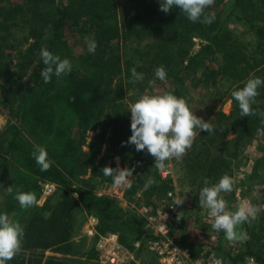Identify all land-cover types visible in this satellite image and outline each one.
<instances>
[{
	"label": "trees",
	"instance_id": "16d2710c",
	"mask_svg": "<svg viewBox=\"0 0 264 264\" xmlns=\"http://www.w3.org/2000/svg\"><path fill=\"white\" fill-rule=\"evenodd\" d=\"M30 1L23 16L34 21L35 28L32 31L37 34V43L53 55L70 60L72 71L59 78L53 75L51 82L45 83L41 72L46 65L39 53L37 64L32 66L29 77L23 81L21 87H12L15 76L11 70L13 61L5 60L0 50V94L8 102L10 87L16 88V97L22 100L30 94L35 95V104L27 111L24 110V113L26 116L31 113L35 129L38 131L51 133L55 129V109L61 111L63 107L70 108L71 112H66L68 115L74 114L76 123L61 152L48 158L53 162L48 171H41L40 166L36 164L32 147L17 143L16 139H12L7 147V153L11 154V158L22 168L18 173L26 177L28 184H36L38 179L49 180L67 191L62 200L50 207L49 215L45 216L41 209H36L28 217L23 227L25 235L22 248L7 264H27L31 258L28 259L22 251L33 249L57 248L73 254V245L70 242L73 232L71 220L72 212L79 202L99 208L98 212L103 218L99 220L101 225L99 224L98 228L102 232L110 222L121 226L127 224L123 222V213L113 209L111 202L105 197L90 191L72 189L69 176L63 167L66 162L72 160L77 150L82 149L89 130H98L95 126L90 128L94 119L98 122L96 126L101 125V131L95 135L90 152H93L95 158L106 145L110 151L120 155L124 166L134 169L129 196L140 194L149 202L152 196L167 197L174 189L173 180L163 178L161 172L154 168L155 159L147 154V150L137 152L133 145L124 146V142L132 135L131 127L128 126L131 123V113L125 104L126 94L134 89L141 95L153 84L150 81H160L155 77L154 70L157 67L164 66L167 73L164 81L172 86L168 93L177 97L186 98L190 87L202 85L206 87V95L209 94L208 98L212 102H217L222 97L223 103L232 100L235 104L234 113L227 116L219 111V120L232 119L236 113L240 115L238 102L231 95L233 91L243 88L250 77L264 78V0H233V9L227 16H223L218 9L226 0H215V3L206 9V13L215 16L211 25L189 21L178 8L166 14L160 11V0H128L126 10L122 13L119 11L117 0ZM48 5L53 7L51 12L44 11L43 6ZM232 18L234 20L231 21ZM230 24L236 26L232 27ZM67 31L91 33L98 45L95 54L74 57L65 39ZM194 38L201 42L200 50L196 53L192 51ZM29 64L33 65L34 62L30 61ZM133 67L137 72L144 74L142 82H129L132 79L130 70ZM258 91L259 95L252 108L264 111V86ZM18 109L19 105L17 109H13V113L18 115ZM20 118L24 119L21 116ZM239 120L247 133H257V129L261 127V118L258 115H240ZM220 132L219 126L217 131L213 132V137H209L211 145L205 147L207 152L202 159L198 157L201 150L192 149L193 152L189 153H194L196 158L204 160L208 167V179L221 172L220 169L228 163L224 157L210 153L209 147H217L220 143L222 148H226L229 144L226 134L220 137ZM206 133L202 131V136H207ZM234 145L237 147L238 142ZM2 159L5 160V156ZM149 177L155 182L145 188ZM203 180L193 191L192 207L196 210L202 209L199 206V193L205 186ZM71 193L78 194V202ZM3 213L5 210L0 206V214ZM132 221V230L133 234L137 235V242L146 234L144 222L140 216H134ZM261 227L264 230V219ZM122 230L111 228L112 232L119 234L121 243L132 248L134 238L124 235ZM188 246L193 247L194 244ZM95 255L98 256L97 251ZM247 255L255 256L264 262V244L257 243L253 246L251 242L245 251L233 258L239 260ZM92 257L94 255L78 264H92ZM60 262L50 258L45 264H62Z\"/></svg>",
	"mask_w": 264,
	"mask_h": 264
},
{
	"label": "rangeland",
	"instance_id": "374dc122",
	"mask_svg": "<svg viewBox=\"0 0 264 264\" xmlns=\"http://www.w3.org/2000/svg\"><path fill=\"white\" fill-rule=\"evenodd\" d=\"M119 11L122 13L127 7L128 0H117ZM224 5L218 9L227 16L231 13L233 0H226ZM30 0H0V50H2L5 60L13 61L11 70L15 74L13 76L12 87H21L23 81L29 77V72L36 62V58L40 53L41 45L37 43V34L32 31L34 21L26 19L23 14L27 7H29ZM44 11L51 12L52 6H43ZM234 20L233 18L231 21ZM231 23V22H230ZM235 27V24H230ZM38 25H36L37 27ZM39 31V28H38ZM65 39L68 43V49L74 57L88 54V46L86 38L94 40L93 35L81 31H67ZM200 40L193 39V53L200 50ZM30 61L34 64L30 65ZM25 68V69H23ZM8 92L7 99L0 94V206L3 207L10 219L19 221L24 227L28 217L36 211L41 209L45 216L50 214V207L56 205L62 200L66 190L59 185L49 180L38 179L35 182L27 183L26 177L20 175L21 166L19 163L11 158V154L7 153V147L12 139H16L17 143L24 144L27 147H32L33 151L37 146L46 148L48 158L54 154H58L64 147L66 139L71 135L75 128L76 117L68 115L66 111L71 112L70 108L65 110L55 109L54 126L51 133L45 131H38L35 129L32 116L25 115L24 110L27 111L29 107L34 105L36 99L35 95L30 94L25 100L16 97V88ZM172 86L167 81L154 82L150 88L143 91V94L162 95L170 92ZM207 94L206 87L199 85L198 87H190L186 92L187 104L194 114L203 118L206 122L211 121L214 131L221 127L220 137L226 134V139L229 141L228 146L222 148L220 143L217 147L212 146L210 153L213 156L218 155L224 157L228 163L227 166L220 169L221 172L214 174L209 181L215 184L224 175L228 174L236 181L234 191L231 193H222L224 199L228 202V210L235 211L236 205L244 200H249L254 205L263 203L264 190V136L257 135V133H247L240 120L239 114L232 119L217 118V113L222 111L227 116L234 113V102L228 100L223 103L224 97L219 98L217 102H212ZM141 95H138L134 89L126 94L125 102L129 109L131 103L136 102ZM227 95V94H226ZM19 105L18 115L13 113V109H17ZM55 107V106H54ZM24 117V119L20 118ZM219 122V123H218ZM97 119L92 121L91 127H96L98 130H89L83 147L77 150L72 160L66 162L63 167L70 179V186L72 189H79L90 191L105 197L112 204V208L123 213V222L127 223L124 226L115 225L111 222L104 227V231H97L101 235L119 234L112 232L111 228L123 229L124 235L134 238L132 248L124 247L133 253L134 260L126 264H161L156 257L149 254L147 251L135 250V243L137 235L133 234L134 216H140L139 210L142 207H151L152 209L162 208L166 205L167 197L162 195H154L148 202L140 194L129 196L128 186L114 187L110 176H105L102 173L104 167H112L113 169H130L124 166L121 157L118 153L110 151L108 146L102 147L98 155L94 158L91 148L94 143V137L101 130V125L97 124ZM131 127V123L128 125ZM37 130V131H36ZM197 131V136L193 146L187 150V154L181 159H172L166 162V168L161 175L163 178H171L173 180V190L177 193L179 199H185L184 203L179 206V213L183 212L181 219H177L171 227L174 238L185 247L194 250L200 247L209 248L221 256L235 257L242 251H245L252 242L253 246L257 243L264 244V230L261 224L264 219V211H261L257 218L251 220L250 223H244L239 226L238 230H243L247 233L250 239L246 241L229 242L225 239L223 231L213 232L211 224L214 218L209 215L207 209L196 210L192 207L194 193L200 182L206 178L208 167L200 160L204 157L207 150L205 147L210 146L208 139L213 137L214 131L207 136H202V132ZM17 134L14 135V133ZM110 135V132L108 133ZM238 142L235 147L234 143ZM192 149L195 151L201 150L199 158H196ZM208 149V148H207ZM5 156V160L2 158ZM118 157L120 161H116ZM115 165V166H114ZM95 168V169H93ZM165 175V176H164ZM128 183L131 184L133 175L127 178ZM34 183V184H33ZM13 187V193L8 194L7 188ZM31 190L28 191L27 189ZM17 192H35L38 205L33 206L27 210L20 207L19 202L14 199ZM76 202H78V194L71 193ZM97 206L78 203L73 210V218L71 223L73 225V232L71 235V244L73 245V254L64 252L57 248L47 250L33 249L22 251L29 259L27 264H45L50 258L61 261L62 264H78L83 263L88 257H92V264H102L97 259L95 252V238L91 237L86 231L88 230L89 219L94 216L101 220L103 216L98 212ZM15 214V215H13ZM141 218V217H140ZM101 225V221L99 222ZM99 227V225H98ZM120 241V240H119ZM194 244L193 247L188 246ZM95 251V252H94ZM35 255L39 257H34ZM55 261V260H53Z\"/></svg>",
	"mask_w": 264,
	"mask_h": 264
},
{
	"label": "clouds",
	"instance_id": "9594fccd",
	"mask_svg": "<svg viewBox=\"0 0 264 264\" xmlns=\"http://www.w3.org/2000/svg\"><path fill=\"white\" fill-rule=\"evenodd\" d=\"M214 3L215 0H160V11L167 14L172 9L178 8L189 21L211 25L215 16L206 13V9ZM86 42L88 52L95 54L98 47L96 41L86 38ZM40 54L46 65L41 72L45 83H50L53 75L59 78L71 73L72 65L67 58L61 59L46 48H41ZM130 71L132 77L130 83L143 81V73L137 72L135 67ZM154 71L157 79L165 80L167 73L164 66H159ZM262 86H264V78L250 77L243 88L231 93L233 99L238 102L242 117L258 115L261 118V127L257 129V135L260 136H264V111L254 110L252 105L256 103V97L259 95L258 89ZM129 112L131 113L132 135L128 141L124 142V146L133 145L137 152L147 150V154L155 159L154 168L160 172L165 170L167 161L181 159L187 154V150L193 146L197 136L196 130L209 134L214 131L211 121L206 122L203 118L196 116L184 98L171 93L162 95L145 93L129 105ZM33 158L41 171H48L52 167L53 162L48 159V152L42 146L34 149ZM101 171L105 176L112 178L114 187L131 186L127 178L133 175L134 169L104 167ZM154 182V179L149 177L145 188ZM203 183L205 186L199 193V206L207 209L209 215L214 218L211 224L212 231L217 233L223 231L225 239L229 242H242L250 239L245 231L238 230L239 226L256 219L258 214L264 211V204L254 205L244 199L236 205L235 211H230L228 202L222 193L234 191L235 179L224 174L215 184H211L208 178H204ZM6 192L12 194L13 187L7 188ZM14 199L24 210L39 203L35 192H17ZM184 200L178 199L174 203L180 206ZM182 215L183 212L179 213L177 219H181ZM24 235V228L19 221L10 219L7 213L0 214V264H7L21 250ZM250 259L252 258L246 257L245 264H248ZM194 264H200L199 259L194 261ZM210 264H223V261L210 258Z\"/></svg>",
	"mask_w": 264,
	"mask_h": 264
},
{
	"label": "built area",
	"instance_id": "2783aa9c",
	"mask_svg": "<svg viewBox=\"0 0 264 264\" xmlns=\"http://www.w3.org/2000/svg\"><path fill=\"white\" fill-rule=\"evenodd\" d=\"M115 160L120 161L118 157ZM178 199L177 193L170 191L167 195L166 205L162 208L154 210L151 207H142L139 210L146 234L142 240L135 243V250L147 251L161 264H194V261L198 259L200 264H210V258L212 260L221 259L223 264H245L246 257L252 258L248 264H264L263 261L252 255L234 260L233 257L221 256L206 247L194 250L182 246L171 231L179 214V206L174 203ZM88 222L86 232L95 238V249L102 264H126L134 260L133 253L120 243L116 234L101 235L97 231L99 220L96 217L92 216Z\"/></svg>",
	"mask_w": 264,
	"mask_h": 264
},
{
	"label": "crops",
	"instance_id": "0c3cea01",
	"mask_svg": "<svg viewBox=\"0 0 264 264\" xmlns=\"http://www.w3.org/2000/svg\"><path fill=\"white\" fill-rule=\"evenodd\" d=\"M141 217V216H140ZM142 218V217H141Z\"/></svg>",
	"mask_w": 264,
	"mask_h": 264
}]
</instances>
